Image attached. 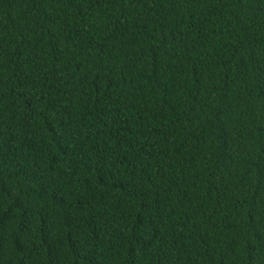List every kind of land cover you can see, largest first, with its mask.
I'll use <instances>...</instances> for the list:
<instances>
[{
    "label": "trees",
    "instance_id": "trees-1",
    "mask_svg": "<svg viewBox=\"0 0 264 264\" xmlns=\"http://www.w3.org/2000/svg\"><path fill=\"white\" fill-rule=\"evenodd\" d=\"M0 264H264V0H0Z\"/></svg>",
    "mask_w": 264,
    "mask_h": 264
}]
</instances>
